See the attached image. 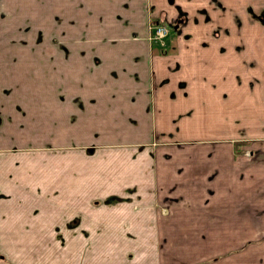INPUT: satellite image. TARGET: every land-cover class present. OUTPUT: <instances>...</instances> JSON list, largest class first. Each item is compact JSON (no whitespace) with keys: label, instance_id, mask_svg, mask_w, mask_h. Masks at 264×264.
<instances>
[{"label":"crops","instance_id":"0c3cea01","mask_svg":"<svg viewBox=\"0 0 264 264\" xmlns=\"http://www.w3.org/2000/svg\"><path fill=\"white\" fill-rule=\"evenodd\" d=\"M0 5V264H264V191L185 205L194 177L161 162L199 139L264 160V0ZM237 111L256 130L234 136Z\"/></svg>","mask_w":264,"mask_h":264},{"label":"rangeland","instance_id":"374dc122","mask_svg":"<svg viewBox=\"0 0 264 264\" xmlns=\"http://www.w3.org/2000/svg\"><path fill=\"white\" fill-rule=\"evenodd\" d=\"M1 8V5H0ZM2 15L0 10V16ZM1 19V18H0ZM233 113V121H232V127H233V135L240 136L242 131L245 129L248 131L250 129L251 132L256 130V119L255 118H248V125L244 124V119H242L238 113ZM246 121V119H245ZM243 125H246V127H242ZM207 137L202 134H200V138ZM212 141L214 140H196L193 141L191 144H187L185 147L181 148H174L171 150H175V155L177 156L176 160L172 161L168 159V161H161L164 163L163 166L169 165L171 168L170 170L164 169V176L167 178H173V176L176 177L177 180L183 181L182 188L178 186L179 190H186L184 188V183H186V179L188 177H194L195 183L193 184V191L195 193V197H189V199H186L185 205H194L199 207H207L208 205L214 203V198H209V192H211L213 189L217 192V197L215 199V204L217 207L224 206L226 202V191L225 188L227 187L230 192L231 199L230 204L232 205H250L255 204L256 200L259 199L262 195V192L264 191V181L261 180V177H257V171L259 169V172L261 174H264V160L263 161H255L259 155H257V152L254 151L253 154L245 155L239 153L240 145L245 144L244 141L237 142V148L234 147V155L232 161H226L225 157H229V150L226 145H224V142H229L228 140H216L215 143H220L222 145L221 148L216 149L214 151L213 149H210V145L212 144ZM236 141V140H234ZM232 142V141H231ZM252 143L255 144V139L252 141ZM251 142L249 143V145ZM218 145V144H217ZM252 145V144H251ZM219 146V145H218ZM227 148V150L225 149ZM164 160H167L168 157L164 155ZM160 162V161H159ZM261 182H255L256 180H259ZM213 182H215V187L213 185ZM211 184V189H210ZM227 185V186H226ZM257 191L253 192V189H256ZM226 188V189H227ZM210 190V191H209ZM214 192V191H213ZM244 197V198H243ZM177 199V197H176ZM176 199H170L171 202ZM179 200V199H177ZM226 202V203H225ZM219 225V224H218ZM220 227V226H219ZM217 229V236H216V247L217 249L220 248V246L224 245V237H225V230H219ZM191 231V230H190ZM172 232V231H168ZM191 234L194 238L195 244L190 246L192 249H201V251H208L209 248H214V246H211L212 240L209 238V231L207 229H197L191 231ZM235 234V232H234ZM196 237H200L201 240L195 239ZM211 244H210V242ZM199 241V242H198ZM215 241V242H216ZM222 243V244H221ZM174 248V247H173ZM189 248V247H186ZM217 257L219 256L216 254ZM225 257L221 256L220 258H217V264H225ZM208 264V263H205Z\"/></svg>","mask_w":264,"mask_h":264},{"label":"built area","instance_id":"2783aa9c","mask_svg":"<svg viewBox=\"0 0 264 264\" xmlns=\"http://www.w3.org/2000/svg\"><path fill=\"white\" fill-rule=\"evenodd\" d=\"M168 24L164 21H158L150 23L149 29L150 33L149 36L153 39L158 40V42L162 43L164 40V36L168 33Z\"/></svg>","mask_w":264,"mask_h":264},{"label":"trees","instance_id":"16d2710c","mask_svg":"<svg viewBox=\"0 0 264 264\" xmlns=\"http://www.w3.org/2000/svg\"><path fill=\"white\" fill-rule=\"evenodd\" d=\"M241 141H243V140L242 139H237L236 141H234V143L236 144L237 142L239 143ZM236 147H237V145H236Z\"/></svg>","mask_w":264,"mask_h":264}]
</instances>
